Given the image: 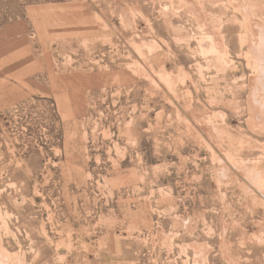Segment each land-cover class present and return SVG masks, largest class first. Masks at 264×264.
I'll list each match as a JSON object with an SVG mask.
<instances>
[{"label": "rangeland", "instance_id": "rangeland-1", "mask_svg": "<svg viewBox=\"0 0 264 264\" xmlns=\"http://www.w3.org/2000/svg\"><path fill=\"white\" fill-rule=\"evenodd\" d=\"M0 264H264V0H0Z\"/></svg>", "mask_w": 264, "mask_h": 264}]
</instances>
